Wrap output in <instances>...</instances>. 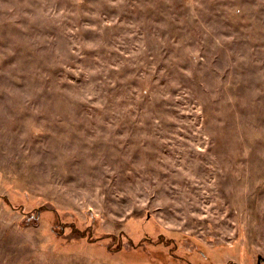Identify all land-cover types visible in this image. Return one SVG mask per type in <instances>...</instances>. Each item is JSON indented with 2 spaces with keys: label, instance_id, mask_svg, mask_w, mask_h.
<instances>
[{
  "label": "rangeland",
  "instance_id": "rangeland-1",
  "mask_svg": "<svg viewBox=\"0 0 264 264\" xmlns=\"http://www.w3.org/2000/svg\"><path fill=\"white\" fill-rule=\"evenodd\" d=\"M0 264H264V0H0Z\"/></svg>",
  "mask_w": 264,
  "mask_h": 264
}]
</instances>
